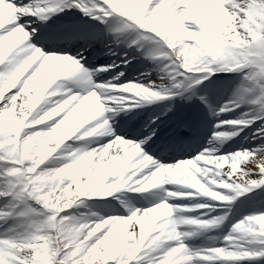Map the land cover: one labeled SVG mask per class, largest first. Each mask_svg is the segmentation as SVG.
<instances>
[{
    "label": "snow or ice",
    "instance_id": "1",
    "mask_svg": "<svg viewBox=\"0 0 264 264\" xmlns=\"http://www.w3.org/2000/svg\"><path fill=\"white\" fill-rule=\"evenodd\" d=\"M0 264H264V0H0Z\"/></svg>",
    "mask_w": 264,
    "mask_h": 264
},
{
    "label": "bare ground",
    "instance_id": "2",
    "mask_svg": "<svg viewBox=\"0 0 264 264\" xmlns=\"http://www.w3.org/2000/svg\"><path fill=\"white\" fill-rule=\"evenodd\" d=\"M77 14H79L80 16H81V14L79 13V12H77ZM111 46H113L114 48L116 47L114 44H112V42H111V40H108L107 41ZM72 47H80L81 46V44H79L78 42H73L72 43ZM68 46V45H67ZM71 46V45H70ZM122 47V46H121ZM141 63V62H140ZM133 76H130V77H135L136 75H138V73H134V74H132ZM153 75H155V73L153 74ZM185 106L186 105H183V106H181L179 109H178V111H177V113L178 114H181L182 115V113H183V111H184V109H185ZM153 108H155L154 106H153ZM97 205V208H95L94 210H97L98 212H100L101 214H105V213H107V209H108V205L106 204H104L103 205V203H101V205H98V204H96ZM84 209V207L83 206H81L80 207V210H83ZM87 210V209H86Z\"/></svg>",
    "mask_w": 264,
    "mask_h": 264
},
{
    "label": "rangeland",
    "instance_id": "3",
    "mask_svg": "<svg viewBox=\"0 0 264 264\" xmlns=\"http://www.w3.org/2000/svg\"><path fill=\"white\" fill-rule=\"evenodd\" d=\"M237 210H240L238 213H242L240 214V217L241 215H246L248 211H250L251 209L247 208L246 206L244 205H241L239 202L237 203V207L235 208L234 211H237ZM240 219V218H239ZM238 219V220H239Z\"/></svg>",
    "mask_w": 264,
    "mask_h": 264
}]
</instances>
